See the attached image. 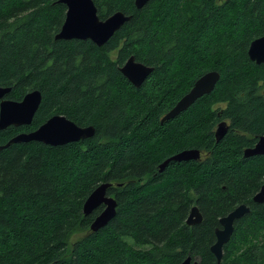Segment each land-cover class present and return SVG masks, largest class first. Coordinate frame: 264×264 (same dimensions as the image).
Instances as JSON below:
<instances>
[{"label":"trees","instance_id":"obj_1","mask_svg":"<svg viewBox=\"0 0 264 264\" xmlns=\"http://www.w3.org/2000/svg\"><path fill=\"white\" fill-rule=\"evenodd\" d=\"M102 20H130L103 46L58 40L67 7L58 0H0V86L21 100L39 90L29 126L0 130V146L55 115L91 138L53 147L17 143L0 151V264H218L220 219L246 204L220 264H264V156L246 158L264 135V63L250 59L264 36V0H94ZM134 56L153 72L140 87L121 68ZM215 90L164 116L204 74ZM230 124L220 141V121ZM197 149L200 160L171 161ZM103 183L116 217L94 233L84 204ZM198 225L187 219L193 207ZM76 234L82 237L72 242Z\"/></svg>","mask_w":264,"mask_h":264},{"label":"water","instance_id":"obj_2","mask_svg":"<svg viewBox=\"0 0 264 264\" xmlns=\"http://www.w3.org/2000/svg\"><path fill=\"white\" fill-rule=\"evenodd\" d=\"M58 2L67 7L65 22L56 35L58 40H91L97 46H103L130 20V16L121 11L102 20L94 0H58ZM148 2L149 0H135V5L141 9ZM249 56L257 64L264 63V36L251 43ZM121 72L132 84L140 87L153 72V68L136 61V58L132 56L121 68ZM220 77L221 75L217 71H210L201 76L194 83L191 90L164 116L162 123L176 118L192 107L200 98L211 94L215 90ZM11 91L12 89L9 87L0 86V130L10 126L31 125L42 103L43 96L39 90L27 93L21 100L9 99L7 96ZM228 130V123L226 121L221 122L216 130L217 140L223 139ZM94 134L95 129L92 126L80 127L64 115H55L38 129L31 132H22L13 137L6 145L0 146V151L9 148L13 144L29 142H40L57 147L91 138ZM244 156L246 158L264 156V135L259 138L254 147L244 151ZM201 157L200 150H184L164 162L160 170H163L171 161H198ZM112 186L111 183L99 185L84 204V214L86 216L92 215L93 212L103 206V210L91 224V232L96 233L106 227L117 215L118 202L108 192ZM254 201L256 203L264 202V187L255 196ZM249 212V206L243 204L220 219L221 228L216 230V242L211 247L218 264L222 260L224 246L231 240L235 222ZM202 221L203 215L199 208L197 206L193 207L187 219V224L193 226L200 224ZM181 264H198V262L189 256Z\"/></svg>","mask_w":264,"mask_h":264},{"label":"rangeland","instance_id":"obj_3","mask_svg":"<svg viewBox=\"0 0 264 264\" xmlns=\"http://www.w3.org/2000/svg\"><path fill=\"white\" fill-rule=\"evenodd\" d=\"M264 90V88H263ZM83 234H76L75 236L72 237V242L76 241L78 238L82 237Z\"/></svg>","mask_w":264,"mask_h":264},{"label":"flooded vegetation","instance_id":"obj_4","mask_svg":"<svg viewBox=\"0 0 264 264\" xmlns=\"http://www.w3.org/2000/svg\"><path fill=\"white\" fill-rule=\"evenodd\" d=\"M263 95H264V90H263ZM223 121H226V120H223ZM223 121H220V123L223 122ZM226 122L228 123L229 128H230V124H229V122H228V121H226ZM220 123H219V124H220ZM219 124H218V125H219ZM218 125H217L216 130L218 129ZM242 205H243V204H242ZM245 205H246V204H245ZM239 206H240V205H239ZM239 206H238V207H239ZM236 208H237V207H236ZM236 208H235V209H236ZM226 216H227V215H226ZM224 217H225V216H224ZM236 222H237V221H236ZM236 222H235V223H236ZM220 228H221V225H220Z\"/></svg>","mask_w":264,"mask_h":264}]
</instances>
